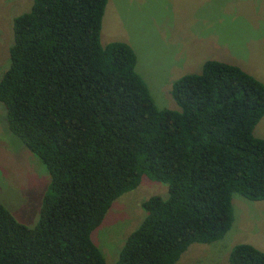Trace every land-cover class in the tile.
I'll use <instances>...</instances> for the list:
<instances>
[{"label":"trees","instance_id":"16d2710c","mask_svg":"<svg viewBox=\"0 0 264 264\" xmlns=\"http://www.w3.org/2000/svg\"><path fill=\"white\" fill-rule=\"evenodd\" d=\"M107 1L33 0L13 19L0 104L49 181L34 226L0 202V264H107L91 234L143 175L167 196L141 203L116 264H175L231 228L233 193L264 199V83L210 59L173 83L179 110L159 109L133 48L100 43ZM228 263L264 264V251L237 243Z\"/></svg>","mask_w":264,"mask_h":264},{"label":"rangeland","instance_id":"374dc122","mask_svg":"<svg viewBox=\"0 0 264 264\" xmlns=\"http://www.w3.org/2000/svg\"><path fill=\"white\" fill-rule=\"evenodd\" d=\"M33 0H0V79L10 64L13 19ZM128 43L135 70L159 109L179 110L172 96L181 76L199 73L206 60L239 66L264 83V0H108L100 43ZM254 134L264 138V115ZM49 174L41 161L9 131L0 104V202L21 223L34 226ZM167 196V184L143 175L137 187L115 199L93 242L107 264H116L127 236L144 218L141 203ZM234 220L211 243H192L175 264H229L233 245L248 243L264 251V199L233 193Z\"/></svg>","mask_w":264,"mask_h":264}]
</instances>
